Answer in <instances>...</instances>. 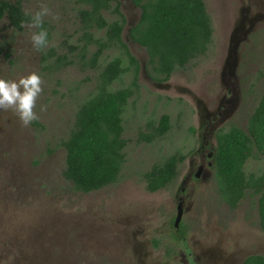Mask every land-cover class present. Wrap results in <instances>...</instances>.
<instances>
[{
  "label": "rangeland",
  "instance_id": "obj_1",
  "mask_svg": "<svg viewBox=\"0 0 264 264\" xmlns=\"http://www.w3.org/2000/svg\"><path fill=\"white\" fill-rule=\"evenodd\" d=\"M204 1L213 27L207 53L177 69L168 81L158 82L151 76L146 49L129 35L141 10L131 0H119L126 18L123 40L140 65L139 91L123 117V138L129 143L120 177L116 184L88 194L76 191L64 176V143L74 129L79 108L97 92L102 68L87 66L95 46L88 48L85 60L78 52L83 45L80 8L75 0H22L25 12H35L40 4L51 9L45 18L50 42L41 51L32 47L29 28L16 31L3 19L0 78L18 80L36 72L43 80V92L35 109L40 118L27 127L13 111L0 110V264L214 263L209 256L164 254L168 247L185 254L186 246L188 251L194 246L197 254L221 250V256L239 264L248 255H264L257 197L250 192L235 210L229 208L221 201L211 172L180 195L194 163L214 152L217 130L239 127L247 131L264 91V0ZM241 5L252 7L245 15L248 20L236 31ZM256 5L263 13L252 19ZM103 16L108 21L118 19L111 12L104 11ZM233 38L235 45L229 49ZM50 50L66 57V65L58 69L55 59L45 62L43 56ZM229 52L238 59L232 77L225 65ZM117 56L119 51L109 50L99 65ZM133 79L131 70L113 89L130 85ZM226 93L228 110L214 121L212 113L218 112L219 100ZM162 115L170 117L169 132L146 141L149 125L157 124ZM175 154L185 156L176 180L164 190L150 192L144 174ZM245 171L263 173L264 157L249 158ZM178 195L184 209H189L181 223L188 236L185 245L170 243V239L175 242ZM191 211L197 213L196 218L189 215Z\"/></svg>",
  "mask_w": 264,
  "mask_h": 264
},
{
  "label": "trees",
  "instance_id": "obj_2",
  "mask_svg": "<svg viewBox=\"0 0 264 264\" xmlns=\"http://www.w3.org/2000/svg\"><path fill=\"white\" fill-rule=\"evenodd\" d=\"M131 1L140 8L141 18L129 35L146 49L155 81H168L177 69L185 68L212 42L213 28L204 0ZM75 3L80 6L78 18L83 29V45L78 46L82 58L85 60L88 46H95L87 65L91 69L102 68L97 92L79 108L74 129L64 143L67 152L64 176L76 191L88 194L116 184L125 166L129 141L123 138V117L129 101L139 91L140 65L123 40L126 18L119 0H75ZM104 11L114 13L118 19L108 21ZM24 13L22 0H0V23L7 18L14 30L22 31L21 23L29 19ZM44 27L48 30L47 23ZM109 50L119 51L120 56L100 66V59ZM52 58L58 69L66 65V57H57L54 50L43 56L45 62ZM131 70L132 83L113 89L114 83ZM149 126L151 133L144 139L148 142L160 139L170 130V117L162 115L157 124ZM213 153L223 201L236 208L250 192L257 197L259 225L264 230V172L247 174L245 171L249 158L264 157V91L249 118L247 131L239 127L220 131ZM184 160V155L175 154L154 165L144 174L148 190L167 188L177 177ZM243 264H264V256L249 257Z\"/></svg>",
  "mask_w": 264,
  "mask_h": 264
},
{
  "label": "clouds",
  "instance_id": "obj_3",
  "mask_svg": "<svg viewBox=\"0 0 264 264\" xmlns=\"http://www.w3.org/2000/svg\"><path fill=\"white\" fill-rule=\"evenodd\" d=\"M29 19L21 23L31 31V44L36 51H41L49 45V32L44 27L45 18L51 15V9L46 4H40L35 12L24 13ZM56 17L53 16V19ZM41 76L32 72L18 80L0 78V110L13 111L24 127L39 120L35 111L37 100L43 92Z\"/></svg>",
  "mask_w": 264,
  "mask_h": 264
},
{
  "label": "flooded vegetation",
  "instance_id": "obj_4",
  "mask_svg": "<svg viewBox=\"0 0 264 264\" xmlns=\"http://www.w3.org/2000/svg\"><path fill=\"white\" fill-rule=\"evenodd\" d=\"M205 7H206V4H205ZM249 7H252V6H249ZM249 7L248 6L244 7V6L241 5V8H240V16L242 18L239 20L240 22H239L238 26L235 28L236 31L239 29V26L240 27H243L245 21L248 20L247 19V16H245V15H246V13H249L250 12V9L251 8H249ZM206 10H207V8H206ZM256 10H257V13H255V16L252 19H257V17L260 15L259 13H263V8H261V6H259V5H256ZM207 13H208V11H207ZM140 18H141V14H140ZM140 18H139V21H140ZM250 19H251V17H250ZM233 40H234V38L230 40L229 49H230V47H233L235 45V42ZM211 43L208 45L206 51L203 54L199 55V56L205 55L207 53V51H208ZM88 48H89V46H88ZM234 49L237 50V47L235 46ZM229 51H231V53H233V50L232 49L229 50ZM78 52H79V54H81L80 49H79ZM231 53L229 52V54H228V56L226 58V61H225L226 67L230 69V71H229L230 77H232V75H233L232 68L235 67L237 65V63H238V59H237L236 52H235L236 57H234ZM87 64L89 65V59H87ZM227 95H228V93H226L224 95V97L221 100H219L220 103H219V105L217 104L218 105V107H217V109H218L217 111L218 112H213L212 113V115H214V118H213L214 121L217 120L220 116L222 117V111L223 110H224V112H226L228 110L227 103L230 102V100H227ZM219 110L221 112H219ZM226 115H227V113H226ZM220 131H223V130H221V128H220V129L217 130V133H219ZM215 133H216V131H215ZM215 139H216V146H217V134L215 136ZM211 172H213V175H214V177H215V179L217 181V184H218V180H217V177H216V168H215V153H210L207 156L203 157V162H197L196 161L194 163L193 171L190 173L189 176H185L184 177L183 185L182 186H185V187L182 188V191H181L180 195L183 194V193H185L186 187H190V184L191 183L197 184V183L201 182V180H202L201 175H203V174L210 175ZM177 176H178V174H177ZM176 178H175V180H176ZM161 190H164V189H161ZM218 191H219V197L221 198V201L224 202L226 205H228L225 201H223V199L221 197L219 184H218ZM180 195H178V197H179V203H178V206H177V214H176V217H175V221L173 222L174 234L176 236V237L174 236L175 242L170 239V243L172 242L174 245H178V244L185 245V242H187V237H188L186 235V233H185V230L182 231L183 225H181V223L183 221V217H184L185 212H188L189 209H184L183 198ZM243 200L244 199H242L241 201H243ZM229 208H231V207L229 206ZM236 208H231V209L235 210ZM189 215H191L192 217L194 216V218L197 217V213H195L193 211H191ZM203 230L204 229L202 228L201 229V232ZM197 241H199V243L202 244V241L201 240H197ZM217 243L219 244V242H217ZM197 244H198V242H197ZM220 244H222V243H220ZM155 245L158 246V243L157 242L156 243L154 242V246ZM185 248L187 249L185 254H183L181 250H180V252L171 251V247H168L167 250L164 252V254L165 255L168 254L169 256H179V255H181V256H194V255H202V256H209V259L214 262L213 264H239V261L236 260V259H229V258H226V257L221 256V250H217L218 251L217 253H215V251L214 252H211V253H208L205 250V251H202L200 254H197L196 251H195L196 248L194 249V246H192V248H191L192 251H188V249H190V247H188V246H186ZM227 256H229V255L227 254ZM252 256H264V255H261V254L260 255L259 254L248 255V257H246V259L249 258V257H252ZM244 261L242 263H240V264H243ZM186 264H188V263L186 262Z\"/></svg>",
  "mask_w": 264,
  "mask_h": 264
}]
</instances>
